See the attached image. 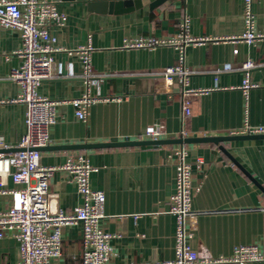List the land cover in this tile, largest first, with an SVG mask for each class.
<instances>
[{
    "label": "crops",
    "instance_id": "1",
    "mask_svg": "<svg viewBox=\"0 0 264 264\" xmlns=\"http://www.w3.org/2000/svg\"><path fill=\"white\" fill-rule=\"evenodd\" d=\"M49 1V0H48ZM66 15L64 26L49 25L57 46L73 50L91 42L95 83L87 121L79 120L72 104L57 106V123L43 166H64L69 157L83 154L97 170L91 174L94 190L105 194L102 227L112 240L111 264H163L175 259L176 219L169 213L176 191L178 145L74 149L61 146L150 140V126H163L162 139L229 136L244 127L264 126V39L248 44L227 40L245 30L243 0H167L151 8L111 15L88 10L87 2H55ZM255 29L264 34V0H253ZM189 19L187 35L205 41L185 47V66L191 72L189 88L206 90L192 99V113L182 120L183 103L178 78L166 84L163 73L178 64L173 46L153 49L127 47L138 38H177ZM22 48L15 29L0 27V137L16 148L27 132L26 110L15 102L20 87L10 80L21 66ZM248 60L256 64L250 80L256 85L246 99L242 89ZM228 68V70H226ZM83 64L66 51L56 54L55 77L38 87L40 96L57 102L80 98L86 92ZM222 146L230 154L219 147ZM186 145L193 167V199L197 226L190 243L206 248L213 257H229L237 246L257 245L264 251V140ZM11 148V149H12ZM0 154L10 155V149ZM205 165L199 168L197 159ZM9 190L20 188L9 178ZM53 207L71 212L82 203L71 174L59 170L50 179ZM11 195H0V212L12 205ZM82 227L63 230V255L51 264H82ZM19 242L0 239V264H16ZM229 264V263H221ZM248 264H263L250 262Z\"/></svg>",
    "mask_w": 264,
    "mask_h": 264
},
{
    "label": "built area",
    "instance_id": "2",
    "mask_svg": "<svg viewBox=\"0 0 264 264\" xmlns=\"http://www.w3.org/2000/svg\"><path fill=\"white\" fill-rule=\"evenodd\" d=\"M245 30L240 36L227 40L243 41L252 44L264 39V34L255 29L253 0H243ZM67 17L59 12L56 3L48 0H0V27L15 29L19 32L22 48L18 52L21 66L12 71L10 80L20 87V95L15 102L26 105L27 132L22 142L16 147L21 151L10 155L0 154V195H11V207L0 212V239L7 235L19 242L20 257L16 264H51L59 260L63 249V230L65 227L78 225L82 227V264H111L113 257L112 240L115 236L101 225L105 215L104 192L94 190L90 177L97 169L83 154L69 157L61 167L43 166L41 150L50 143V134L57 123V106L72 104L79 120L87 121L91 106L102 101L91 94L95 83L92 66L94 48L91 42L73 50L57 46V38L51 33L49 25L55 23L64 26ZM189 19L182 24L183 35L177 38L157 39L155 37L138 38L127 47L153 49L159 46H173L178 51L179 62L167 68L163 73L166 84L172 86L178 78L183 103L182 120L192 113L193 97L206 90L190 89L191 72L185 66V47L205 39H195L187 35ZM66 51L76 55L83 64V80L86 92L73 100L57 102L38 93L39 85L55 77L56 54ZM257 66L252 60L242 65L245 79L242 89L246 99L249 91L256 85L250 80V73ZM228 70V68H226ZM166 134L163 126H150L146 135L150 140H160ZM231 136L264 135V126H252L246 119L244 127L231 132ZM182 138L186 133L182 132ZM4 138L0 137V149H11ZM177 156L176 191L170 197L169 213L176 219L175 259L163 264H248L262 262L264 251L257 245L237 246L229 257L215 258L206 249H193L191 239L197 226V213L194 212L193 199L200 188L193 185V167L187 162L189 151L186 145L173 148ZM199 168L205 162L196 161ZM59 170L71 174L82 203L71 212L53 207V194L49 190L50 179ZM11 178L20 188L9 190ZM11 264V263H8Z\"/></svg>",
    "mask_w": 264,
    "mask_h": 264
},
{
    "label": "water",
    "instance_id": "3",
    "mask_svg": "<svg viewBox=\"0 0 264 264\" xmlns=\"http://www.w3.org/2000/svg\"><path fill=\"white\" fill-rule=\"evenodd\" d=\"M53 2L64 1H81L87 2L88 10L99 14H111L120 15L132 12L143 5H150L151 8H155L158 5L166 2L167 0H49ZM263 139L264 135H241V136H212L202 138H178V139H160V140H141V141H126V142H108L97 144H80L74 146H61L62 148H74V149H101V148H113V147H134V146H163V145H188L199 143H214L220 144L222 142H232L240 140H255ZM220 146V145H219ZM222 151L230 156V154L222 146L219 147ZM47 149V147L40 149L41 151ZM3 150L0 149V153ZM9 151L18 152L21 151L18 148H12Z\"/></svg>",
    "mask_w": 264,
    "mask_h": 264
}]
</instances>
